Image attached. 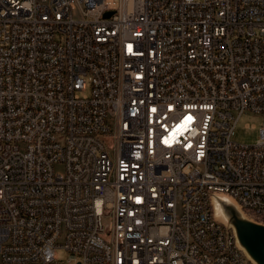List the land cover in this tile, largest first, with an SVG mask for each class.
I'll list each match as a JSON object with an SVG mask.
<instances>
[{"label": "built area", "instance_id": "built-area-1", "mask_svg": "<svg viewBox=\"0 0 264 264\" xmlns=\"http://www.w3.org/2000/svg\"><path fill=\"white\" fill-rule=\"evenodd\" d=\"M245 112L264 0H0V264H253L211 206L264 214Z\"/></svg>", "mask_w": 264, "mask_h": 264}, {"label": "water", "instance_id": "water-1", "mask_svg": "<svg viewBox=\"0 0 264 264\" xmlns=\"http://www.w3.org/2000/svg\"><path fill=\"white\" fill-rule=\"evenodd\" d=\"M110 13H105L108 16ZM213 216L234 234L237 246L253 264H264V222L248 217L223 193L211 194ZM76 264H79L78 262Z\"/></svg>", "mask_w": 264, "mask_h": 264}, {"label": "rangeland", "instance_id": "rangeland-1", "mask_svg": "<svg viewBox=\"0 0 264 264\" xmlns=\"http://www.w3.org/2000/svg\"><path fill=\"white\" fill-rule=\"evenodd\" d=\"M263 125L264 114L245 112L237 119L231 139L242 145H253L259 139V128ZM55 255L54 264H68L66 250L57 249Z\"/></svg>", "mask_w": 264, "mask_h": 264}, {"label": "bare ground", "instance_id": "bare-ground-1", "mask_svg": "<svg viewBox=\"0 0 264 264\" xmlns=\"http://www.w3.org/2000/svg\"><path fill=\"white\" fill-rule=\"evenodd\" d=\"M238 206L247 216H251V207H249L245 203H238ZM252 218L256 221L264 222V214L259 211H252ZM229 241H235V237L232 231H229ZM230 249H232L233 252H240V248L237 246L236 242H230ZM242 259H248L243 251Z\"/></svg>", "mask_w": 264, "mask_h": 264}, {"label": "snow or ice", "instance_id": "snow-or-ice-1", "mask_svg": "<svg viewBox=\"0 0 264 264\" xmlns=\"http://www.w3.org/2000/svg\"><path fill=\"white\" fill-rule=\"evenodd\" d=\"M187 119H188V120H191V117H188Z\"/></svg>", "mask_w": 264, "mask_h": 264}]
</instances>
